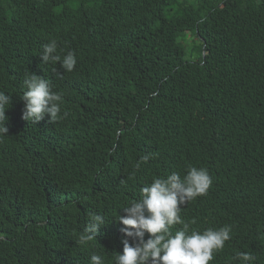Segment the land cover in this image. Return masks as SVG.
<instances>
[{"label": "trees", "instance_id": "16d2710c", "mask_svg": "<svg viewBox=\"0 0 264 264\" xmlns=\"http://www.w3.org/2000/svg\"><path fill=\"white\" fill-rule=\"evenodd\" d=\"M187 33L201 42L198 62L178 42ZM52 39L61 57L75 54L71 73L42 62ZM28 74L62 94L66 118L22 119ZM0 91L12 97L0 264H90L93 254L114 264L122 207L189 166L212 184L181 217L201 232L233 226L209 264H241L236 252L264 264V0H0ZM92 213L106 224L82 246Z\"/></svg>", "mask_w": 264, "mask_h": 264}, {"label": "clouds", "instance_id": "9594fccd", "mask_svg": "<svg viewBox=\"0 0 264 264\" xmlns=\"http://www.w3.org/2000/svg\"><path fill=\"white\" fill-rule=\"evenodd\" d=\"M57 49L55 39L45 44L40 56L42 62H59L65 72L71 73L77 63L75 54L68 52L61 57ZM61 75L57 73L58 77ZM23 87L22 119L39 122L47 115L48 122L54 123L68 116L67 111L61 115L62 94L52 90L49 80L28 74ZM11 99V96L0 91V137L8 133L5 113ZM150 159V154L141 156L135 169L138 170L141 164ZM211 184L212 179L206 168L189 166L183 177L173 172L166 178H155L150 185L142 187L139 199L123 206L125 215L118 216L117 220L124 226L120 230L124 237L123 252L115 253L114 264H209L213 261L214 253L222 251L225 243L232 238L233 226L208 228L201 232L192 227L196 223L194 219L186 222L180 215L182 206L206 195ZM105 224L104 216L90 214L77 243L83 246L95 240L98 230ZM175 225L182 227L173 233ZM232 259L241 264H253L256 257L250 252H236ZM90 264H104V260L100 255L93 254Z\"/></svg>", "mask_w": 264, "mask_h": 264}, {"label": "rangeland", "instance_id": "374dc122", "mask_svg": "<svg viewBox=\"0 0 264 264\" xmlns=\"http://www.w3.org/2000/svg\"><path fill=\"white\" fill-rule=\"evenodd\" d=\"M178 42L186 53V60L190 62H198L200 60L201 42L194 34L187 33L181 36Z\"/></svg>", "mask_w": 264, "mask_h": 264}]
</instances>
